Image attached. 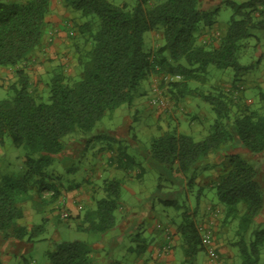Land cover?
Instances as JSON below:
<instances>
[{
    "label": "trees",
    "instance_id": "16d2710c",
    "mask_svg": "<svg viewBox=\"0 0 264 264\" xmlns=\"http://www.w3.org/2000/svg\"><path fill=\"white\" fill-rule=\"evenodd\" d=\"M53 1L0 0V68L18 67L41 46ZM64 4L84 18L97 19V23L89 20L79 28L91 43L77 58L79 80L68 83L62 71L55 72L48 84L49 102L39 103L30 90L28 77L18 71L17 84L11 87L13 97L0 102V145L8 137L14 147L25 151L23 172L0 184V232L8 234L6 237H27L30 241L44 232V225L28 230L16 221L23 219V205L28 202L41 213L58 201L60 191L53 183L56 179L47 171L53 158L64 150L62 140L76 131L91 133L107 113L130 104L140 82L152 75L179 78L171 84L172 88L182 96H197L209 103L216 120L202 141L176 131L155 139L147 154L151 162L186 179L199 161L219 152L234 138L252 153L264 152V92L259 95L261 110L244 106L237 113L232 130H228L233 104L230 96L222 90L200 94L188 88V82L208 81L210 65L233 69L236 77L252 68L238 62L240 43L252 38L254 32H264V0L228 3L233 15L216 45L201 42L199 31L214 26L218 9L201 10L199 0H167L149 9L145 8L146 0L138 1L132 9L109 0H64ZM200 24L203 27L199 29ZM159 27L163 30V44L153 61L145 50L144 37ZM132 165L133 160L124 156L118 168L130 169ZM230 165V171L213 185L217 201L223 206L222 226L235 224L231 246L237 249L240 264H259L264 228L252 232V227L263 210V194L253 167L238 156L230 159ZM121 185L120 180L104 181V197L84 213L79 230L105 235L114 228ZM44 192L51 193L50 197H44ZM160 202L166 207L181 208L172 197H161ZM195 216L196 212L185 211L176 228L181 239L182 264H196L198 254L205 252ZM47 258L49 264H95L89 247L79 241L57 244Z\"/></svg>",
    "mask_w": 264,
    "mask_h": 264
},
{
    "label": "rangeland",
    "instance_id": "374dc122",
    "mask_svg": "<svg viewBox=\"0 0 264 264\" xmlns=\"http://www.w3.org/2000/svg\"><path fill=\"white\" fill-rule=\"evenodd\" d=\"M11 1L23 3L26 0ZM109 1L117 6L124 3L132 9L140 0ZM166 1L146 0L145 8L149 9ZM248 1L251 0H209L213 3L211 10L218 9L214 31L221 37L224 36L233 15L228 3L242 4ZM89 20L97 21L95 17L84 18L79 12L67 8L64 0L52 2L44 31V39L47 40L33 53L38 51L39 54L37 68L34 70V65H29L31 71L39 78L33 75L31 84L29 83L30 90L39 103L49 102L48 84L55 72L62 71L68 83L79 80L81 69L77 63L78 55L85 53L91 45L89 37L81 34L79 28ZM202 27L200 24L199 29ZM93 31H97V25ZM220 36H217V41ZM144 40L145 50L155 61L157 50L163 44L162 28L146 33ZM240 45L242 48L238 62L242 67L252 66L248 72L236 77L233 69L221 70L210 65L206 83L188 82V88L197 90V93L216 94L218 90H222L230 96L233 104L228 130H232V123L244 106L248 105L253 110L262 108L259 95L264 92V32H254L252 38L242 41ZM22 64L10 69L20 70ZM4 73L0 74V102L13 97L14 91L11 87L17 84L15 78L10 79V71L8 74ZM177 80L179 79L161 74L152 75L140 82L132 102L107 113L91 133L82 134L76 131L65 137L62 140L63 152L53 158V164L47 171L48 175L64 187L76 183L84 190L93 189L95 202L104 197V181L120 180L122 185L120 204L115 213L116 229L107 233L106 239L102 240L103 235L79 230L77 222L71 220L70 212L66 210H56L53 215L50 212L40 214L26 204L23 205L24 218L16 221V224L26 228L44 225L45 230L30 241L27 237L23 240L8 238V234L0 232V264H49L47 253L53 252L59 243L72 241L84 242L94 254L95 264H112L116 261L121 264H136L140 257L139 245L144 247V243L150 245L159 244L162 240L167 241V230L177 228L182 221V213L194 210L199 218L200 211L206 206L207 222L202 220L196 223L197 226L210 225L212 222L213 237L216 232L225 230L224 234L230 237L227 240H234L235 224L222 226L223 206L217 201L213 185L230 171V159L238 156L254 168L255 181L264 200V152L252 153L234 138L219 152L199 161L186 179L162 165L151 162L147 154L155 139L167 132L176 131L196 142L202 141L210 133L216 120V113L209 103L197 96H182L178 90L172 88L171 84ZM155 97L160 98L164 104L153 105L151 100ZM24 154L22 147H14L10 139L5 138V144L0 145V184L5 178L16 177L23 172ZM124 156L132 159L133 165L130 169L124 166L116 168L117 164L123 163ZM140 169L143 170L142 177L136 178ZM46 183L49 184L48 181ZM38 186L39 184L35 185L36 189ZM50 194L44 192L43 195L49 198ZM161 197L175 198L181 208L164 206L158 200ZM91 207L95 208V205L92 203ZM65 213L68 218L62 219L61 216ZM131 215L134 218L132 222L135 223L133 233L126 231V226L121 224L124 218ZM142 216H145L144 223L139 222ZM45 217L48 218L46 222L43 221ZM150 227L155 228L151 234L148 231ZM263 228L264 206L255 220L252 232ZM137 234H140L141 241H132L131 236ZM120 236L122 241L116 239ZM226 246H229L231 253L228 264H240L237 249L232 247L231 243ZM172 250L175 264H181V247L173 248V244L167 242L161 252ZM145 252L149 258L147 247ZM205 253L211 264H225L217 250L216 258L211 257L206 250L200 252L197 256L198 264L202 263ZM259 264H264V249Z\"/></svg>",
    "mask_w": 264,
    "mask_h": 264
},
{
    "label": "crops",
    "instance_id": "0c3cea01",
    "mask_svg": "<svg viewBox=\"0 0 264 264\" xmlns=\"http://www.w3.org/2000/svg\"><path fill=\"white\" fill-rule=\"evenodd\" d=\"M212 5H213V3L209 2V0H199V6H200L201 10H204V11L211 10L213 7ZM213 28H214V26L210 29L209 28L200 29V31H199L200 41H202L203 43L206 42L209 44L216 45L218 43L216 38H217V36H220V35L218 32H215ZM46 40L47 39L45 38L42 43L45 44ZM52 49H54V47ZM37 53H38V51H36L35 54H32V56H30L29 59L21 65L20 70L19 69L14 70V69H10V68H2V69H0V74L3 75L4 72H5L4 74H6L8 71H10L11 72L9 75L10 79L14 80V78H15V80H18L17 72L22 71L25 76H28L30 78L29 83L31 84V78L33 75L35 76V78L39 79L38 77H36L37 74H35L33 71H31L32 68L29 66V65H34V67H33L34 70L37 68L36 63L38 62V57H39V54H37ZM42 68L44 69L45 67L42 66ZM3 70H5V71H3ZM118 165L119 164L116 165V168L119 167ZM142 174H143V170L140 169L139 172H137V174H136V178H141ZM53 183L56 184L58 190L60 191V197L55 204H53L51 207H49V209H46L44 212L40 213V212H38V210L36 209V207L33 203L28 202L26 204L32 210H34L40 214L50 212V213H52L51 215H53V212L56 210H59V211L66 210V211L70 212L71 220L76 221L77 225H79L81 218L84 215V213L88 209H93L94 207H91L92 203L95 205L97 202V201L95 202V200H94V192L95 191L93 189L84 190L79 184H76V183H72L71 185H69L67 187L62 186L57 181H54ZM182 189H183V187H182ZM160 199L161 198L158 199L159 202H160ZM26 204H24V205H26ZM205 208H207V206ZM205 208H203L200 211V214L198 216L199 218H197V216H195L196 223H198L202 220H204V222H207L205 219V218H207L205 215V211H206ZM222 210H223V208H222ZM191 211L195 212L194 210H191ZM132 217H133L132 215L127 216L126 218H124L121 221V224L126 226V231L129 230V232H131V233H133L132 231L134 229L133 227L135 224L132 222V219H134ZM46 219L48 220V218H46ZM144 220H145V216H142V218L139 222L144 223ZM116 223H117V221H116ZM116 226H117V224H115L114 228L109 232H113V230L116 229ZM31 228H27V229L30 230ZM148 231L151 234L155 231V228L150 227L148 229ZM216 233L217 234L215 235V237H213L215 249L220 254L224 263L228 264L229 259L231 258L230 257L231 253L229 251V246H226V244L230 245L231 241L227 240V238L230 239V237L228 235L224 234L225 230H222L221 232H216ZM106 236H107V233L105 235H103L102 240H105ZM168 236H170V238H168ZM116 239L119 241H122L121 236L116 237ZM131 240L136 241V242L141 241L140 234L132 235ZM167 242H169L170 244H173V248H175L176 246L181 247V239L178 236V234L176 233V228L175 229L170 228L167 230V241L162 240L159 244H150V245H149V243H144L145 248L143 246L139 245L138 250L140 253V257H138V262L136 264H175V255L173 253V250L170 252H167V253L166 252L164 253L163 251L161 252V250L166 247ZM147 245H149V246H147ZM146 247H147V251L149 252V258H147L148 254H146V252H145ZM130 250H132V248ZM143 251H144V253H143ZM91 258H92V260H94V254L92 252H91ZM209 259L210 258H208L206 253H205V257L202 260L201 264H211L209 262ZM182 262H183V260H182ZM182 262H181V264H182ZM32 264H34V263H32ZM196 264H198V263L196 262Z\"/></svg>",
    "mask_w": 264,
    "mask_h": 264
},
{
    "label": "built area",
    "instance_id": "2783aa9c",
    "mask_svg": "<svg viewBox=\"0 0 264 264\" xmlns=\"http://www.w3.org/2000/svg\"><path fill=\"white\" fill-rule=\"evenodd\" d=\"M176 79H179V78H176ZM151 103L153 105H157V104H160V105H163V101L160 99V98H157L155 97L154 99L151 100ZM62 219H66L68 218V215L65 213L61 216ZM210 225H199L197 226L198 228V231L201 235V239H202V243L205 247V250L207 251V253L211 256V257H214L216 258L217 255H216V249L213 245V235H212V231H211V225H212V222L209 223ZM166 250V249H165Z\"/></svg>",
    "mask_w": 264,
    "mask_h": 264
}]
</instances>
